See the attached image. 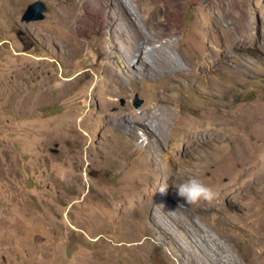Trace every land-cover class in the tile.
<instances>
[{"label": "rangeland", "instance_id": "rangeland-1", "mask_svg": "<svg viewBox=\"0 0 264 264\" xmlns=\"http://www.w3.org/2000/svg\"><path fill=\"white\" fill-rule=\"evenodd\" d=\"M87 1L0 0V264H214V259L264 264V241L251 237L234 204L224 201L222 211H216L203 200L188 205L174 198L179 208L162 200L160 220L156 200L141 211L150 195L173 191L159 189L166 181L176 182L174 161L185 172L179 183L196 177L215 193L230 186L233 177L214 179L210 168L192 169L189 158L178 155L180 160L171 152L174 160L160 174L152 171L150 180H138L143 169H150L151 159L148 166L140 160L134 170L135 160L148 151L145 145L170 138L166 113L150 135L143 129L133 134L127 126L111 131L106 116L119 120L137 112L157 125L153 99L162 81L151 84L137 69L131 71L134 78L128 75L116 57L128 45L111 1ZM133 1L135 6L142 0ZM148 1L157 13L151 32L163 36L149 48L177 53L194 44L206 50L209 43L219 49L223 69L233 73L231 84L215 89L207 78L167 83L171 114L191 124L208 113L263 120L239 128L248 152L259 157L248 174L250 187H256L264 174V0H233L219 28L213 24L211 0ZM36 2L47 8L44 19L23 21ZM220 2L228 6L224 0L213 3ZM240 23L250 27L255 40L233 48L229 31ZM169 35H176L177 48ZM210 37L216 42H208ZM110 88L118 91L115 105L101 117L100 91ZM137 100L143 101L140 107ZM56 127L68 133L58 137ZM158 153L167 154L162 148ZM239 170L234 166V176ZM135 175L129 182L128 176ZM244 198H238L239 205L252 204L264 216V189L255 200Z\"/></svg>", "mask_w": 264, "mask_h": 264}, {"label": "bare ground", "instance_id": "bare-ground-1", "mask_svg": "<svg viewBox=\"0 0 264 264\" xmlns=\"http://www.w3.org/2000/svg\"><path fill=\"white\" fill-rule=\"evenodd\" d=\"M94 1L99 2L102 0H88L87 5H90V3H93ZM110 1L111 4L109 7L112 8L116 20H119L123 30H125L124 32L126 33V40L128 42L127 44L125 41L128 46L116 54L117 61L124 65V68L128 71V75L131 77L134 78L136 76V74L131 71L137 69V73L142 79L149 80L151 84L155 81H162V86L159 85L156 87L158 91L153 99L154 110L157 112V125H154L151 121L147 120L146 114L132 112L130 115L119 120H114L111 116L107 115V127H109L111 131H123L125 126H127L130 128L129 132H132L133 134L134 132L136 133L137 129H143V131L146 130L149 132L147 135H150L153 130L159 127L163 120L164 113H166V120L169 122L172 130L169 140L167 137V141L158 140L157 145L149 143L150 141L145 145L148 151L146 150L143 157L135 160L134 170L136 169L135 171L137 172V169L141 167L140 164L142 161L140 160H143L148 166L149 159H151L150 169H143V172L137 176L138 180L144 178L150 180V176L148 175H150L152 171L160 174V169L163 165L170 164L171 160L174 158L169 155L171 152L176 154L175 158L180 159L178 155H183L184 157L189 158L192 169L200 167L210 168L215 175L214 179L216 178L219 180L222 175H231L233 177V183L223 189H218L214 199L211 201L203 200V204L209 210L216 211H222L224 201L234 204L233 207L235 208V213L241 215L243 225L251 237L254 240L261 239L264 241V216L260 215L259 208H254L252 204H243L242 206L238 204V198L245 199L244 196L248 195V198L250 196L252 200H255L261 193V190L264 189V174L260 175V180L256 187H250L251 181L248 178V174L259 164V157L248 152L247 146L243 141V133L242 131H239V128L242 127L246 121L248 123L252 121L253 123L259 124L263 120L255 115L253 118H251V116H248V118L235 116L234 119H231L227 115L208 113L203 116V120L199 123L191 124L189 119L186 121L184 119L181 120L182 118L178 119L176 114H171L170 105L172 104V101L168 98L169 90L167 83L174 84L175 81H178L181 85L183 81L199 83L201 79L207 78L208 83L211 85L210 87L213 89L218 88L223 83H232V70L229 67L223 69L219 58V49L210 46L209 43L206 50H202L197 44H194V46L186 48L187 50L181 49L177 53H174V51L171 53L164 47L149 48L148 46H152L163 37L162 35L151 32L154 30V21L151 17L153 16L156 18L157 15V13L154 14V12L151 11V9L154 10L152 2L142 0L133 6L131 5L132 2H134L133 0H131L130 4H127L125 0ZM211 1L210 9L214 14L213 24L215 27L219 28L222 19L230 16V7L233 0H224L228 3V6H225L223 2L216 4L213 3L215 0ZM59 18L61 19V17ZM63 19L61 20L63 21ZM151 34L154 35L151 36ZM53 35H55L54 32ZM169 36L171 37L167 38H171V47L177 48L175 47L177 41L172 40L176 35ZM229 37L233 48L236 46H245L255 40V37L250 33V27L245 23L237 24L235 31H229ZM198 39L199 41H197V43L202 42V36H199ZM208 42L215 43L216 39L210 37ZM149 59H152L151 63L154 65L148 63L147 60ZM155 66L159 69V72L154 70ZM104 73L105 71L103 70L102 74ZM112 73L114 78L118 76L116 71ZM69 80L71 81L72 79L66 78V81ZM97 82H100V80L97 79ZM96 88L97 86L92 90L91 96L95 95ZM117 92L118 91L115 88H110L108 90L102 89L100 91L101 106H99V114L101 117L110 107L115 105V101L112 97L117 94ZM143 131L139 132L143 133ZM63 132L68 133L59 127H56V136L61 137ZM132 137L134 138L136 135H132ZM261 141H264V137ZM262 147L264 148V144ZM159 148H162L167 154H159ZM155 154H157L156 158H154ZM174 162V168L176 169L178 176L177 180L176 182H174V180L166 181V184L171 187L173 191H165L163 194H159L155 198L153 197V194V196L150 195L149 198L147 197L148 203L140 208L142 211L147 206L150 207L153 201L156 200L157 207L155 214L156 216L159 214L157 220L161 219V214L164 212L162 208V200H168L173 206L178 208L179 206L174 204L172 199L176 198L182 203V197L177 195L175 186L179 184V180L184 176L185 172L182 170V164L179 161ZM234 166H239L240 168L239 173L236 176H234L233 172ZM193 172L194 170L192 173ZM134 178H136V175L132 177L128 176V179H130L129 182H134L136 180ZM217 182L216 184H218ZM130 191L132 192V190ZM195 207H199V205H196ZM99 212L100 210H98L97 213L101 215L102 213ZM130 216H132V213ZM255 228L260 229L256 232V235L254 233ZM128 232H130V230ZM132 237L134 236L132 235ZM213 263L220 264V260L214 259Z\"/></svg>", "mask_w": 264, "mask_h": 264}, {"label": "clouds", "instance_id": "clouds-1", "mask_svg": "<svg viewBox=\"0 0 264 264\" xmlns=\"http://www.w3.org/2000/svg\"><path fill=\"white\" fill-rule=\"evenodd\" d=\"M168 185H161L159 191L164 192ZM176 193L186 204H194L200 200L211 201L216 193L196 177H189L175 186Z\"/></svg>", "mask_w": 264, "mask_h": 264}, {"label": "water", "instance_id": "water-1", "mask_svg": "<svg viewBox=\"0 0 264 264\" xmlns=\"http://www.w3.org/2000/svg\"><path fill=\"white\" fill-rule=\"evenodd\" d=\"M47 11L45 5L41 2H36L31 4L23 16V21L33 22L44 19V13ZM143 104V101L137 100L135 102L136 107H140Z\"/></svg>", "mask_w": 264, "mask_h": 264}]
</instances>
